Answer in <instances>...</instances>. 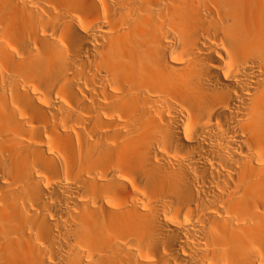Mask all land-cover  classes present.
Wrapping results in <instances>:
<instances>
[{"label": "bare ground", "instance_id": "1", "mask_svg": "<svg viewBox=\"0 0 264 264\" xmlns=\"http://www.w3.org/2000/svg\"><path fill=\"white\" fill-rule=\"evenodd\" d=\"M0 264H264V0H0Z\"/></svg>", "mask_w": 264, "mask_h": 264}]
</instances>
